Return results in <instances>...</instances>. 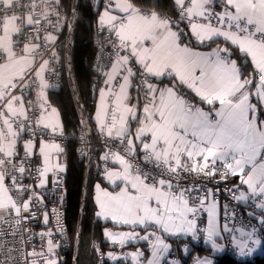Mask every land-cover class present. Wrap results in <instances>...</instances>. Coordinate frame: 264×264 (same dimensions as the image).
I'll list each match as a JSON object with an SVG mask.
<instances>
[{
    "label": "snow or ice",
    "instance_id": "1",
    "mask_svg": "<svg viewBox=\"0 0 264 264\" xmlns=\"http://www.w3.org/2000/svg\"><path fill=\"white\" fill-rule=\"evenodd\" d=\"M174 3L179 8L180 20H187L198 44L223 38L238 49L245 61L238 64L240 56L231 59L233 52L228 47L217 46L211 52L202 53L182 45L181 33L173 30L169 19L156 12H141L132 0H110L100 17L101 25L108 26L118 43L111 71L105 74L107 90H100L96 122L101 135L119 141L121 146L118 151L110 149L101 159H111L119 165L118 169H106L105 178L113 185L121 181L123 187L117 185L119 191L110 192L97 184L95 202L99 211L96 216L110 218L115 225L153 228L152 232L143 236L136 231H104L108 241L120 246L136 239L147 241L152 255L147 264H160V257L169 250L170 246L162 234H184L195 240L198 231H202L205 243H209L213 250L219 251L222 247L214 239L221 232L217 228V202L212 190L194 196L192 188L174 184L173 180L181 171L206 176L220 172L222 179L229 175L238 176L240 184L235 191L239 195L233 193V199L245 201L251 197L259 201L256 207L264 210V120L260 119L264 113L258 110V104L264 105V0H222L224 10L220 12L212 11L210 5L213 0H189L188 4L185 0H174ZM44 4L47 0H39V3L31 0L27 5L21 4V0H0V60H3L0 63V106L3 109L0 110V222L14 213L12 218L16 225L28 218L22 213L30 212L34 200L43 201L35 191L18 183L17 176L10 174L5 167L11 165L12 171L19 172L21 176L26 171L23 161L19 167L12 162L17 155L20 133L26 130V124L30 127L23 97L13 95L12 90L32 70L36 51L40 47L25 43L22 52H17L15 37L25 26H37L35 30L39 32L38 26L50 14L49 8H42ZM23 9H27L26 17ZM46 39L54 41L55 37L48 35ZM120 50L128 54L120 55ZM247 59H250L254 73L244 76L241 68L246 66ZM132 60L139 66L137 71L146 89L142 116H138L137 107L128 102L132 77L137 74L129 66ZM48 63L44 60L34 73L40 82L39 96L42 100V90L47 87L43 74ZM121 76L122 82L116 91L113 82ZM165 76L174 81L172 86L159 88L149 79ZM20 86L26 87V84ZM179 86L195 93L202 102L213 106L218 103L220 107L214 110V115L205 112L190 103L179 92ZM253 97L257 103L252 102ZM46 106L47 101L44 100L36 126L50 129L55 135L60 127L58 115L55 108L46 114ZM130 120L139 121L140 126L134 135L130 132ZM137 142L142 145L140 151L144 154V161L154 164L155 175L142 170L129 158L135 157ZM33 147L32 139L24 143L25 157L34 154ZM39 150L44 157V167L38 170L40 182L36 187H43L47 173L53 171L51 156L63 149L59 144L42 139ZM54 167L58 171L64 170L59 164ZM9 175L11 188L6 186ZM13 191L15 197L9 195ZM25 193L29 194L21 203ZM200 211L207 213V227L203 230L197 228ZM52 213L57 216L59 225V213L56 209ZM261 216L264 217V211ZM48 220V213L45 212L44 223L47 224ZM260 223L264 225V218ZM57 231L62 233L63 229L58 227ZM222 231L239 232L241 239L233 236L232 243L241 256L252 253L250 243H261L256 237L255 226H251V231H245L243 227H230L226 219ZM39 235L42 240L48 237L46 252L33 251L28 255L42 264H57V244L52 238V230ZM107 255L111 260L118 259L113 252ZM127 255L133 264H140L139 257L144 254L137 250ZM196 264L212 262L197 260Z\"/></svg>",
    "mask_w": 264,
    "mask_h": 264
},
{
    "label": "built area",
    "instance_id": "2",
    "mask_svg": "<svg viewBox=\"0 0 264 264\" xmlns=\"http://www.w3.org/2000/svg\"><path fill=\"white\" fill-rule=\"evenodd\" d=\"M31 0H21V4L27 5ZM39 3V0H37ZM42 8H49L50 14L48 19L42 20L39 27V32L35 30L37 26L27 27L22 29L20 35L17 36V52H22L25 43L38 44L40 47L37 49L33 68L25 75V80L18 82V87L12 90V94L15 92H21L24 95L25 108L27 109V115L29 117V124H26V130L20 133L18 137L19 142L32 139L34 141V147L38 146L40 140L49 142L63 143L65 135L63 134L62 127L57 129L55 135L52 134L50 129H44L36 126V120L41 114V104L38 101L37 93L39 90V79L35 77V70L39 68V65L44 60H48L47 70V82L48 89L58 87L62 83V58L63 47L62 39H67L70 31L71 17L72 15L65 12L56 0H47V4L42 5ZM23 14L27 16V9H23ZM215 23V21L213 22ZM98 35L96 38V57L95 69L97 71L96 81L97 83L102 78V75L107 70L108 62L115 59L117 56V39L112 35L108 29L98 28ZM181 33V30L178 29ZM55 37L54 41H48L46 37L49 34ZM38 36V39H37ZM128 53L124 50H120L119 54ZM3 60H0V63ZM21 84H26V87H21ZM93 87V86H92ZM135 88L141 98H145V91L143 82L140 75L136 78ZM95 89V86L93 87ZM186 99L195 106V100L192 97L186 96ZM46 109L51 112L52 108H55L48 100ZM56 109V108H55ZM0 110L2 106H0ZM59 114V111L56 109ZM14 128L17 126L14 124ZM18 130V129H17ZM98 136L99 147L101 149L118 151L121 146L119 141H112L106 135H101L100 130L95 131ZM79 143L77 146V154L81 158H87L91 143L87 140L85 131H78ZM17 155L12 158L13 164L17 167L21 165L23 161V167L26 171L21 176L19 172H13L11 165H6L8 172L14 174L18 178V183L23 184L29 188L30 191H35L37 195L42 199V203L33 201L30 212L22 213L23 217L19 225L15 224L14 213L12 217L6 218L5 221L0 222V264H42L37 261V258L29 256L28 254L36 251L41 252L47 250V239L43 240L40 237L41 232H48L52 230L53 240L57 244L55 248V258L57 264H60L59 260L62 255L73 251L74 244L69 235L68 225L66 220V205H65V192L67 185V176L65 170H55L49 177L47 186L36 189L37 182L39 181V171L43 168L38 156L34 153L30 157H25L24 150H16ZM144 154L137 148L135 157H129L134 163L139 164L140 168L144 171H148L153 175L156 174L153 163H146L143 159ZM201 162L202 159H201ZM190 164V162H189ZM219 167V165H218ZM174 184H178L182 188H192V195H203L207 193L209 189L213 192V197L217 203L223 204L225 208L224 220H228L230 227H245L251 231V226L258 227L262 217L261 212L264 211L256 207L258 200L251 202H240L233 199V193L239 195L235 188L238 183L234 182L230 176L225 179L221 178V173L217 172L214 176H206L204 174H196L191 172L181 171L179 176L173 180ZM6 186L12 187L11 175L6 177ZM233 191H229V190ZM15 193V191H13ZM16 194V193H15ZM29 193H25L21 197V203L24 199H27ZM56 209L59 213V225L57 224V216L53 215L52 210ZM43 212L48 213V231L45 227H39L38 220ZM203 211H200L197 216V223H200L203 218ZM35 214V215H33ZM63 229V232L57 231V228ZM237 232L225 233L224 242L226 244V252L234 254L235 245L232 243V236ZM257 236V232H256ZM199 239H202L201 234ZM185 246L187 242L184 243ZM183 244V245H184ZM97 251V250H96ZM104 251L99 249L97 251L98 260L104 259ZM217 259L212 264H216Z\"/></svg>",
    "mask_w": 264,
    "mask_h": 264
},
{
    "label": "trees",
    "instance_id": "3",
    "mask_svg": "<svg viewBox=\"0 0 264 264\" xmlns=\"http://www.w3.org/2000/svg\"><path fill=\"white\" fill-rule=\"evenodd\" d=\"M56 1L65 12L71 15L76 10L70 48L72 81L69 76L66 59L68 36L67 39H62V83L58 87L48 89L47 95V100L59 111L62 131L65 135V140L61 143L66 159L65 173L67 176L65 212L69 235L74 244L73 251L62 255L59 262L60 264H121L119 262L112 263L106 259L98 260L96 247L100 246L102 250L108 248L103 238V228L108 223L102 222L97 218L95 214L96 207L91 198V186L98 179V174L100 173L94 170L92 166L93 158L102 151L99 147L98 136L94 133L96 127L92 119V97L98 84L94 58L96 57L98 28L104 29L98 25V15L101 7L108 4V0ZM132 2L141 10L154 11L168 17L174 27L183 28L181 36L186 38L188 34L185 33V30L187 31L186 22L180 20L174 0H132ZM184 40L186 42V39ZM232 50L236 58L240 56L239 63L245 61L236 49ZM248 66V62H246V66L241 68L242 73H246ZM92 86H95V89ZM82 117L84 118L87 132L85 131ZM82 129L85 131L87 140L91 143L89 148V166L86 165L87 158H81L77 154L78 131ZM86 175L87 180H85ZM85 185L86 193L83 202V188ZM82 208L80 239L76 254V240ZM197 246L199 247V252H202L203 248L200 245ZM190 257L187 256L186 258L189 259ZM75 258H77L76 262ZM216 259V264H264L263 255H255L252 258H239L235 254L225 252L217 255ZM183 264H187L186 260L183 261Z\"/></svg>",
    "mask_w": 264,
    "mask_h": 264
},
{
    "label": "crops",
    "instance_id": "4",
    "mask_svg": "<svg viewBox=\"0 0 264 264\" xmlns=\"http://www.w3.org/2000/svg\"><path fill=\"white\" fill-rule=\"evenodd\" d=\"M109 2H110V0H108L107 5H104L103 7H101V9L99 11V15H98L99 27L106 28L108 30H109L108 26H106V25L102 26L101 25L100 17L105 12V10L108 8ZM185 3L188 4L189 0H185ZM210 7H211L213 12H220V11L224 10V5L222 3V0H213V3H212V5H210ZM137 8H139V7H137ZM176 9L179 12V8L177 6H176ZM141 12L146 13V14H150L151 12H154V11L141 10ZM113 14H118V13L114 12ZM158 15L161 16L162 18L169 19L168 17L162 16L160 14H158ZM179 16H180V13H179ZM184 21L186 22V26H187V31L185 30V33H188V34H187L186 38H183L181 36L182 45H187L189 47H192L194 50L202 52V53L211 52L212 49L216 48L217 46L228 47L230 49V51H232V52H233L232 49H236V48H233V46H231L229 43L225 42L223 40V38H215L213 41H207L204 44H198L196 39L191 34V30L188 26L187 20H184ZM214 21L215 20H213V22ZM171 26H172L174 31H178V28L174 27L172 22H171ZM182 29L183 28H180V30H182ZM112 35L115 37L114 33H112ZM15 39H17V37H15ZM184 39H186V42ZM16 42H17V40H16ZM236 50L239 53L238 49H236ZM126 54H128V53H124V54H120V55H126ZM115 59L108 62L107 70L104 72V74L102 75V78L99 80L97 87L94 91V95L92 97V99H93V102H92V104H93L92 119L95 123V127H96L95 131L99 130V127H98L97 122H96V112H97V106L100 104V90L101 89L107 90L106 85H105V80L107 79V76L105 74L107 72L111 71V66H112V63L115 61ZM231 59H237V58H236V56L232 55ZM243 59L245 60V57H243ZM247 62H248L249 66L247 67L246 73H243L244 76H248L250 73H254V70L251 66L250 59H247ZM1 63H3V62H1ZM238 64H239V61H238ZM129 66H131L133 68V71L137 72V74L134 77H132V83H131V87L129 89V101L128 102L130 105L136 106L138 109V116H142L143 115V106L146 103V100H145V98L140 97V95L138 94V92L136 91V88H135V81H136V78L139 76V72L137 71L139 66L135 64L134 60L130 61ZM48 68H49V66H47V68L45 69L44 74H43L44 75V81L47 84V87L42 90L44 93V99L43 100L39 96V94L41 92L40 82H39V90L37 93V97H38V101L41 105L44 103V100H47V95H48V88L49 87H48V82L46 79ZM241 71H242V69H241ZM149 79H150V82L156 84L157 87H159V88L170 87V86H172V83L174 82L171 80L170 77H167V76L161 77L159 79H156V78H149ZM120 82H122V76L117 77V81L113 82V85H114L116 91L119 90V83ZM178 90L185 97L186 96L192 97L195 100V106L202 108V110H204L205 112H212L214 115V110L218 109L220 107L218 103H216L213 106V105L207 104L206 102H202L200 100V98L195 95V93H192L189 89H187L184 86H179ZM13 95L22 96L23 100L25 97L24 95H22L21 92H15ZM252 102L257 103V101L255 100L254 97L252 98ZM18 106L19 105H17V107ZM258 110H259V112L264 113V105L258 104ZM47 113H50V112L46 111V114ZM56 113L58 115V121H59V125H60L59 128H61L62 124L60 122V115L58 114L57 111H56ZM260 119L264 120V115H260ZM139 126L140 125H139L138 120H130L129 121V128H130V132L132 135L135 134V131ZM95 131H94V133H95ZM25 142L26 141L19 142L17 140L16 150H22V149L24 150L23 145ZM47 142H49V141H47ZM49 143L59 144L60 147L62 148L61 144L58 142H49ZM141 147H142V145L139 142H137V148L140 150ZM33 152L38 156L40 163L44 167V157L42 155H40L39 143H38L37 147H33ZM106 152H108V150L102 149V151L99 153V155H96V157L93 158V165L92 166H93L94 170H97L100 172L98 174V179H96L91 186V198H92L93 203L96 207L95 214L97 211H99V208L95 202L97 184H99L101 188L106 189L110 192H117V191H119V187H123V182L117 181V185H119V187H117V185H113V184L109 183V181L105 178L106 169H118L119 168V165L114 164L111 159H109L107 161L101 159V157H103ZM50 164L53 166V171L47 173L46 183L43 187L47 186L50 175L56 170L54 167L55 165L59 164L65 170L66 159H65L63 151H62L61 156H60V153H58V154L54 153L51 156ZM229 176L234 182L240 184V180H239L238 176H231V175H229ZM39 182L40 181L37 182V185L39 184ZM43 187H36V189L38 191L39 188H43ZM245 190H246V186H245ZM9 195H13L15 197L16 194L13 192H10ZM251 201H254V199H252L250 197L248 200L240 201V202L245 203V202H251ZM44 213L45 212H43L41 214V216L38 220L37 228L45 227L46 230L48 231L47 224L44 223ZM225 213L226 212H225V208H224L223 204L217 203V228L221 232V235L218 237H214V239L216 240L217 243L223 245V251L221 252V254L225 253V251H226V245H225V242L223 240L225 233L222 231L223 224L225 222V220H224ZM97 218L102 222L108 223L103 228V238H104V241L107 243V246H108L107 249L103 250L104 254H105L104 259H106L107 261H110L112 263H118L119 262L121 264H133L131 257L128 256L127 254L136 252L137 250L143 252V254H144L143 256L139 257L140 264H147V260L152 258L151 248L149 247V244L147 241L136 239V240L128 241L124 246H120L118 244H113L110 241H108L104 236V231H105V229H108L112 232L136 231L141 236H143L149 232H152L153 228H151V227L142 228L140 226L134 227L131 225H115L110 218L109 219H104L102 217H97ZM206 227H207V213L204 212L202 221L200 223H197V228L200 230H203ZM239 228H241V227H239ZM243 228L245 229V231H249L247 228H245V227H243ZM256 229H257V236L256 237L261 240L260 245H251V243H250V247L253 248L252 253L250 255H243V256H241L239 254V249L236 246H234L235 247L234 254L237 255L239 258H252L255 255H263L264 256V230H261V229H264V225L259 224L258 227H256ZM200 234L202 236V239H199ZM162 236L165 239V242L168 243L170 247H169V250L166 253H164V255L162 257H160V264H171L169 262V260L176 262V264H183L184 260H186L187 264H193L196 260H202L203 257H205L206 260H210L213 263V261L216 259V256L220 255V254H213V249L211 248L210 244L207 247L204 246V244H203L204 234L202 231H198L197 238H196L197 244H195V245L192 243V241H193L192 238L190 236H186L184 234H179L177 236H167V235L162 234ZM233 236H235L238 240L241 239L239 232H237L236 234H233ZM184 241L187 242L186 246H185V244L183 245ZM179 243H181V246H179ZM197 245H200L203 248L202 252H199V247ZM97 248L101 249L100 246H97L96 250H97ZM236 251H237V253H236ZM109 252L115 253L117 255L118 259L117 260L109 259L108 255H107ZM189 252H192V253H189ZM187 256L188 257L191 256V257L189 259H187L186 258Z\"/></svg>",
    "mask_w": 264,
    "mask_h": 264
},
{
    "label": "water",
    "instance_id": "5",
    "mask_svg": "<svg viewBox=\"0 0 264 264\" xmlns=\"http://www.w3.org/2000/svg\"><path fill=\"white\" fill-rule=\"evenodd\" d=\"M75 18H76V10L73 11L72 17H71V24H70V31H69V41H68V49L66 52V59H67V67H68V72H69V76L70 79L72 81V74H71V63H70V48H71V40H72V32H73V28H74V23H75ZM73 85V82H72ZM82 122L84 124L85 127V121L84 118L82 117ZM85 131L87 132V128L85 127ZM90 164V150L87 156V162L86 165L89 166ZM85 180H87V175L85 177ZM85 193H86V185L83 188V199L82 201L84 202L85 199ZM82 213H83V208L81 209V216H80V221H79V227H78V235H77V240H76V254L78 252V246H79V239H80V230H81V222H82ZM77 258H75V262H76Z\"/></svg>",
    "mask_w": 264,
    "mask_h": 264
},
{
    "label": "rangeland",
    "instance_id": "6",
    "mask_svg": "<svg viewBox=\"0 0 264 264\" xmlns=\"http://www.w3.org/2000/svg\"><path fill=\"white\" fill-rule=\"evenodd\" d=\"M49 35H52V34L50 33ZM52 36H53V35H52ZM61 155H62V152H60V156H61ZM192 240H193V239H192ZM184 243H185V241L183 242V244H184ZM192 243H193V244H197V239L193 240ZM203 244H204L205 247L209 246V243H205L204 240H203ZM218 244H219V243H218ZM219 245L222 246L221 249H220L219 251L213 250V254H220V255H221V252L223 251V245H222V244H219ZM225 245H226V244H225ZM179 246H181V243H179ZM225 252H226V251H225ZM236 253H237V251H236ZM202 260H206V258L203 257ZM169 262H170L171 264H176V262H173L172 260H169ZM196 262H197V260H196L193 264H196Z\"/></svg>",
    "mask_w": 264,
    "mask_h": 264
}]
</instances>
